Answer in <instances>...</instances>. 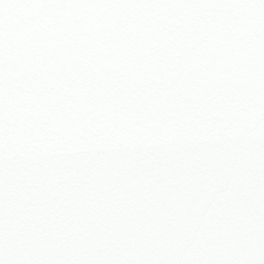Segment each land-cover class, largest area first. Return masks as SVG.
Returning a JSON list of instances; mask_svg holds the SVG:
<instances>
[{
  "label": "snow or ice",
  "instance_id": "1",
  "mask_svg": "<svg viewBox=\"0 0 264 264\" xmlns=\"http://www.w3.org/2000/svg\"><path fill=\"white\" fill-rule=\"evenodd\" d=\"M0 264H264V0H0Z\"/></svg>",
  "mask_w": 264,
  "mask_h": 264
}]
</instances>
